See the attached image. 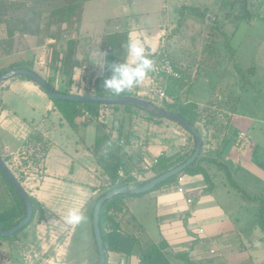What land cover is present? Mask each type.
Returning a JSON list of instances; mask_svg holds the SVG:
<instances>
[{"label": "rangeland", "instance_id": "obj_1", "mask_svg": "<svg viewBox=\"0 0 264 264\" xmlns=\"http://www.w3.org/2000/svg\"><path fill=\"white\" fill-rule=\"evenodd\" d=\"M63 1L73 2L75 0ZM76 1L84 2L83 10L78 18L70 25H63L58 30H56V27H53L52 32L61 33L63 41L73 37L78 41L75 55L77 54V61L80 62L81 67L77 66V73L73 68V77L75 80L79 79L77 82L75 81V83L79 86L80 92H84L85 88L88 86L86 82L80 78V76H82L80 75L81 72L89 68L95 70L97 76L101 74V69L93 62L97 58L99 52L103 53V37H107L114 33H120L127 29H131V31L134 32L137 27L144 29L142 30V34L149 38L161 31V33L164 32L163 35H161L156 52L163 50V54L170 58V62L174 67L177 66L180 68V70L176 71L179 76H181L180 72L181 68H183L181 67L182 65L188 69L189 75H185L187 78L183 79L185 86L191 78L197 77V79L193 81L194 84L192 86V92L195 94L196 98L199 97L200 90L198 87L200 86L206 85L213 90H216L218 86L220 87L223 82L221 79L222 77H220L222 68H224V76L227 77V74L229 75V84L226 86L228 89L225 87L226 93L223 91L221 94L224 97L232 95L231 83H233L234 92L235 94L237 93L238 98H240L239 102L234 106V110L238 116L241 117V115H246L252 117L255 122L253 127L247 125L244 128H238L236 125L232 127V131L242 130L247 136H245V139L242 141V145L244 144L245 146L235 148V150L239 149L238 153L234 151L231 155L233 160L239 159V168L236 170L229 163V167L231 168L230 171H232L231 174L234 178V182L241 187L248 196L259 197V195H264V167L259 166L261 168L257 167L258 169H254L255 167L251 165H248V167L246 159L249 158L250 148H245L246 145L250 144L249 138L251 137H254L257 143L264 147V0H248L252 7L250 9L251 12L257 13L258 11L261 13L260 17L253 16V19L249 23L244 21L240 23H230L224 20V12L220 10V6H222L221 3H229L233 0ZM61 5V0H52L48 4H41V7L39 6L38 9L46 11ZM184 6L187 8H198L200 12L206 11L207 16L204 18L201 16L200 12V15L197 16L186 11L180 29L172 35V37L167 38L170 29L175 26L174 20L176 19L177 9L183 8ZM255 9L257 10L255 11ZM208 17L210 18V22L212 19L217 20L218 24L222 27V33L216 29L213 30L212 25L208 21ZM70 30H72V32H70ZM134 36L136 35H131V39H136ZM5 39L4 25H0V44ZM152 42L155 43V41ZM28 45H34V41L28 40L25 42L24 40L19 43L17 42L12 49L25 50ZM0 50L1 57L2 51H6L7 48L3 47L0 48ZM36 50L38 51V56L35 58L37 66L42 68L43 66L41 65L49 60L51 48L47 45H43L34 49L35 52H37ZM0 59V64L2 65L5 62L15 61L16 57L7 55ZM235 66L240 67L242 70H248L252 66H254L255 69H250L248 71L251 74L245 72V77L240 79L238 74L234 73ZM195 67H200L199 75L195 72ZM205 67H210V69ZM148 77L151 79L152 75L149 74ZM80 80L84 82L82 86ZM170 80L173 79L170 78ZM145 81H148V79L146 78ZM74 90L77 91L76 88H74ZM1 92L2 91H0V97ZM79 94L82 95V93ZM200 94H203L202 90ZM216 94H218V91ZM153 96L152 104L155 106L159 107L162 105L161 103H165L159 100L157 95ZM201 96V99L205 98V94ZM27 97L32 101L31 104H38L37 98ZM23 98L28 100L26 97ZM8 106L13 107V109H10L14 111V115L17 118L14 123L7 126L5 129L6 132L2 135L12 142L15 140L18 142L25 139L23 137L24 134L31 132L33 127H38L42 131L47 132L55 145V149L50 152L49 157L50 171L56 170L60 166L64 168L63 160L65 156H74L77 158L80 163L78 166H91V161L85 158L84 155L80 158V154L84 149L88 150L90 145L94 142L96 130L92 123H88L86 126L79 125L76 128H71L65 123L64 126H59V118L57 115H50V120H48L46 115L45 117L42 116L45 112H41L37 109L32 110L29 105L24 104L22 101L11 98ZM102 111V119L106 118L107 125L113 129L117 128V121H119L121 115L124 113L120 111L119 114L116 113L115 115L111 108H105ZM140 112L139 114L141 115L143 112L147 114L144 110H140ZM116 116L118 118L117 120L114 119ZM125 119L127 120L126 125L128 124V127H126L128 129L134 125L136 126L135 128L140 131L145 129V122L140 120L145 119L144 117L138 116L134 118L132 121L133 125L127 114L125 115ZM163 121L176 125L175 122L166 118H163L160 122ZM243 122L245 123V121ZM53 125L56 129H54ZM143 131L145 133L146 130ZM187 134L190 133L187 132ZM153 135L154 134H152V136ZM231 137H233L232 134ZM229 139L224 149L231 147L232 140ZM262 150H264V148ZM77 161L69 158L68 166L65 167V169L67 168L69 170L72 167L76 169L78 167ZM262 161H264V151ZM97 164L94 163V167L97 169L96 176L98 177L100 173L98 171L99 164ZM43 170V162H41L33 166V168L30 169V173L32 175H37L36 180H38L43 176ZM17 176L20 177L18 174ZM0 179L7 187L8 192H10L11 190L1 175ZM20 179L22 180V184L25 185L24 189L26 188L25 191L27 193H31L33 190H39L40 192L39 187L43 185L39 183L41 180L30 183V181L25 178L20 177ZM103 185H105L104 180L102 181L99 179L94 183L93 187L88 185L86 190L83 189L85 186L82 189L81 186H79V189H81L79 191L82 193L91 192L90 202H92V200L100 194L99 190ZM76 191L77 190L72 188V186L53 184L49 185V189L47 191H42V193L45 195V198L46 196L49 198L50 193L58 192H65L68 197H77ZM5 193V190H3V192L0 191V211L2 212L10 208L13 202L12 197L8 199ZM234 197L236 203L223 199L225 201L222 202V205L231 215L240 220V236H247V241H245L247 247L245 250L242 249V253H246V260L241 264H264V234L261 233L254 222L256 207L252 204L249 205L241 194L235 192ZM64 200L66 199L62 201L51 199L41 201L42 209L45 212L44 219L38 220L35 218L27 228L16 234L17 240L15 239V241H17L16 244H19V246L9 245L14 244V241L11 243H4L6 244L5 249H0V264H96L97 251L92 233L90 216L87 214V217L85 214V222L78 226L68 225L65 222V217L68 212L72 209H81L83 211L84 208H81L80 201L76 203V201ZM144 210V218H141V222L145 225L148 234L153 236L152 213L147 207H144ZM140 242V244H136L133 248L131 256L135 257L138 254L140 245H150L144 244L143 237L140 238ZM27 244H32L34 247ZM18 251H22V256L20 254L18 255Z\"/></svg>", "mask_w": 264, "mask_h": 264}, {"label": "crops", "instance_id": "obj_2", "mask_svg": "<svg viewBox=\"0 0 264 264\" xmlns=\"http://www.w3.org/2000/svg\"><path fill=\"white\" fill-rule=\"evenodd\" d=\"M127 30L129 31V39H131V35H136L134 37H136V39H139L143 43L144 47L146 48L147 54L156 53L159 40L161 39V35H163L164 33H161V31L153 37L149 38L146 37V35L142 34V30L144 29H142L141 27H137L136 31L134 32L131 31V29ZM152 41H155V43ZM8 50L10 49L7 48L6 51H2V55L0 58H3L7 55L14 56L16 57V59L27 57L26 53L24 52L26 49L18 50L15 53L14 49L11 53ZM35 53L37 57L38 51ZM36 67L37 69L41 68L37 66V61ZM181 67H183L181 68L182 77L187 78L185 77V75H189L188 69L183 65ZM205 68L210 69V67ZM76 69L77 66L74 67V70L77 73L78 69ZM195 69V72L199 75L200 67H195ZM234 73H236L235 67ZM82 74L83 72L80 73V75ZM228 76V74L227 77L224 76V68H222L220 77H222L221 79L223 82L221 83L220 87L218 86L216 90H213L206 85L200 86L198 87L200 90L198 98H196L195 94L192 92V86L194 84L193 81H195L197 77L191 78V80L184 87L188 91L186 90L187 95L185 96L183 101H191L195 103L198 107L199 112H201L203 115V122L201 124H206L205 127H202L201 124L198 125V127L201 132L202 139H206L203 153H206V151H209L210 153L202 155L201 160H203V164L206 163V161L211 160L209 163L211 165L209 169V176L211 177V181L213 184L212 188L208 186L202 175L188 174L181 177L183 180L180 184H178L176 180L170 185L160 187L140 197L127 198L124 201L126 209L125 212L120 215L121 229L124 232L134 236L137 239L136 244L141 243V237H143L144 244L157 243L159 240L163 239L168 244L167 252L172 264H182V262L175 257L178 255H187L190 261L199 264H241L246 260V253H242V249L245 250L247 247V244H245V241H247V236H240V220L237 219V217L231 215L222 205V202L225 201L223 199L236 203L234 201L235 191L228 184L222 166H224L232 176V171H230L231 168L229 167V163L234 167V169L237 170L239 168L240 161H238L239 159L233 160L231 158V155L234 151L238 153L239 149L235 150V148L245 146L244 144L242 145V141L245 139V136H247L246 133H244V131L242 130L232 131V127L234 125L238 126V128H244L246 125L253 127L255 125V122L252 117H248L246 115H241V117L238 116L236 111L234 110V106L237 102H239L240 98H238V94H235L234 92L233 83H231L232 95H227L226 97H224L221 94V92L223 91L226 93L225 87L229 84ZM80 78L82 77L80 76ZM147 79L148 81H144L142 84L137 86V95L142 98L148 99L149 102L152 103L154 97L153 95H156L155 89L157 87H161L163 89L166 83L165 79L167 78L159 77L158 79L153 80L152 78L150 79L148 77ZM73 80L77 82L79 79L75 80L73 77ZM83 83L84 82L80 80V84ZM226 89H228V87H226ZM201 90L203 91V94H205L204 99H201V95H203L200 94ZM1 91L0 156L3 161L6 157H8L7 163L5 162L7 167L9 168L12 158L23 149V145L27 136L31 134L32 131L41 132L50 143V148L43 162V176L36 180L37 175L31 174L28 178H26V180H29L30 183H32L33 181L38 182L39 180H41V182L39 183H42L43 185L39 187L40 192L39 190H33L31 193H28V195L36 199L40 204L41 201H45V199L59 201L66 199L76 201V203L80 201L81 208H84V214H88L91 219V213L93 209L92 202H90L91 192L82 193L79 190H81L84 186L85 187L83 189L86 190L88 185L90 187H93L94 183H96L99 179H101L102 181L104 180V182L107 180L106 176L103 174L101 167L99 166L100 164L97 162L96 157L90 150V147L93 146L95 139L94 142L90 145L89 149L85 150L83 147L84 150L80 154V158L82 157V155H84L85 158H88L91 161L92 164L90 167H85L83 165L78 166V164L80 163L77 158H75L74 156H65L63 160V164L65 167L68 166L69 158L75 161L78 160V167L76 169L72 167L68 170L67 168L65 169V167L62 168V166H60L58 167V169L50 171L49 157L50 152L55 149V145L51 141L50 136L47 132L42 131L38 127H33L31 132L24 134L23 137L25 139H22L21 141L17 140L18 142H16V140L12 142L2 135L6 132L5 129L7 128V126L14 123L15 119L17 118L15 117V113L12 110L13 107L8 106V103L11 98H14L15 100L22 101L24 104L29 105L32 110L37 109L41 112H45L42 116L45 117L46 115V117H48V120H50V115H57V117L59 118V126H64L65 122L61 119L60 114L55 111L52 102L48 99L46 94L30 81L22 80L19 78H12L11 80H7L3 83V88L1 89ZM186 91H184L183 94H185ZM217 91L218 94H216ZM206 94L208 98L206 97ZM27 96H30L31 98H37L38 104H31L32 101ZM23 97L28 98V100H25ZM120 111L121 110H119L118 112H114L112 109V112H114L115 115L116 113L119 114ZM114 119L117 120V116ZM120 119H123L124 136L120 138L115 136L116 139L109 138V143L105 148L110 150L114 141L116 142L117 139L118 141L122 140L123 143L120 145H123L125 147L127 156L131 160V174L136 173V168H141L143 166H152L156 158L160 155L171 157L178 153L183 154L189 151L192 147V144L190 142L191 140L187 132L181 130L178 126L172 123L164 121L154 122L140 119L143 120L146 124L145 129H143L146 130L144 133L143 130L140 131L139 129L135 128V125L128 129V124L126 125L127 120L125 119L124 114L121 115ZM133 119L134 118H132L130 121L132 122ZM243 121H245V123ZM87 124L88 123H85L84 120L79 119L76 127H78L79 125L86 126ZM53 127L54 129H56L54 125ZM240 133H242L244 137L239 141L238 135ZM152 134L154 135L152 136ZM231 134L233 135V137H231ZM228 139L232 140L231 147H229L228 149H224L227 146ZM249 142L250 144L246 145L245 147L250 148L249 158L246 159L247 166L251 165L252 167H255L254 169L261 168L259 166L264 167V161H262L264 151L262 149L264 147L260 146V144L257 143L254 137L249 138ZM94 163L99 164H97L99 167L98 171L100 173V176L98 177L96 176L97 169H95ZM150 177V173H147L145 175V179H150ZM136 180L141 181L144 180V178L138 177ZM53 184L72 186V188H75L77 190V197H68L65 192H58L50 193V197L48 198V196H46L45 198V195L42 193V191H47L49 189V185ZM79 186H81V189H79ZM178 186H181L182 192H179L177 190ZM24 187L25 185L23 186V188ZM3 190H5L6 192V197L10 199V197L12 196L8 192L5 184L0 179V191L3 192ZM188 201H190V203ZM144 207H147L148 210L152 213L151 216L154 229L152 232L153 236H150L148 234L145 225L143 224V222H141V218H144ZM1 212L2 211H0V213ZM43 215L45 217V212ZM200 230H202V232H200ZM16 242L17 241H14V244L9 245L19 246V244H16ZM4 243L6 242H2L0 244V249H5L6 244ZM29 246L32 247L33 245L31 244ZM145 247H147V245H140V248ZM211 251H214V253L212 254ZM19 254L22 256V251H18V255ZM137 255L135 257H126L115 253H108L106 264H138L139 261Z\"/></svg>", "mask_w": 264, "mask_h": 264}, {"label": "trees", "instance_id": "obj_3", "mask_svg": "<svg viewBox=\"0 0 264 264\" xmlns=\"http://www.w3.org/2000/svg\"><path fill=\"white\" fill-rule=\"evenodd\" d=\"M51 1L52 0H0V24L4 25L6 34V39L0 44L1 48H9L10 50L8 51L11 53L13 52L12 47L17 42L19 43L24 40L25 42L28 40L34 41V45H28L27 49L24 51L27 57L15 59V61L12 62H5L2 65L0 64V74L14 68H24L37 73L39 76L43 77L52 88L63 94L80 95L79 93H82V95L104 96L112 98H138L149 101L148 99L141 98L137 95V86L131 91L125 92L118 96L107 92L105 89H103L102 85L103 80L109 75V73L107 71L101 70L100 76H97L96 71L89 68L84 70L81 76V79L86 82L88 88L86 87L84 92H80L79 86L73 80V68L76 66L81 67L80 62L77 61L75 55L78 41L74 37L63 41L62 34L52 32V28L56 27V30H58L61 26L68 24L70 25L73 21H75V19L78 18L83 10L84 2L76 0L73 2H67L61 0L62 5L59 7L50 8L46 11H41L38 9L39 6L41 7V4H48ZM249 4L250 2L248 0H233L229 3L222 2L220 10L224 12V20L230 23H240L243 21L249 23L253 19V16L260 17V12L257 11V13H252L250 11L252 7L250 4L249 8ZM256 10L257 9H255V11ZM186 11H189V13L197 16L201 14V16L204 18L207 16L206 11L200 12L198 8H187L184 6L182 10L177 9L175 26L174 28L170 29L167 38L172 37V35H174L180 29L184 21V13ZM210 24L212 25L213 30L216 29L221 33L223 32L222 27L218 24L216 19H212ZM70 32H72V30H70ZM128 40V30L103 37V53H107L106 59L108 61H119L124 59L126 53L122 45L126 44ZM43 45H47L49 48H51V52L49 55V60L45 63V65L42 68L37 69L35 59L36 54L34 49ZM17 51L18 50H15L14 53ZM148 55L153 60V62L162 58H166L170 61V58L163 54V50H159L156 53ZM172 66L174 67L173 64ZM174 69L176 71L180 70V68L177 66H175ZM250 69L254 70L255 67L252 66ZM250 69L242 70L240 67L235 66L236 74H238L240 79H243L245 77L244 73L248 72ZM180 75L181 76L178 79L170 80V78H167L163 87L165 94L171 97L173 102L171 104L161 103V106L156 107L166 112L180 116L186 120L191 127L197 129L201 134L198 125L203 122V115L201 112H199L195 103L191 101H183L188 90L184 88V78L182 77V74ZM15 78L30 81L39 87V89L44 92L48 99L52 102L55 111L60 114L61 119L69 127L76 128L78 120L81 119L85 114L88 116L85 123H92L95 126L97 136L93 146L90 147V150L97 158V162L100 164L103 174L106 176L107 180L104 182L105 185H103L99 190L100 194H98V196L92 200V206L102 193L123 186H139L149 179H145V175L147 173L151 174L150 178L159 176L182 163L187 157L190 156L193 151L194 137L191 134H188L192 144V147L189 151L183 154L178 153L171 157L160 155L156 158V164H154L149 170L136 168L135 171L137 177L144 178V180L141 181L136 180L137 177H133L130 171L131 160L127 156L125 147L118 144V139L116 142H113V147L110 150L105 148L109 143V137L103 133L104 126L99 124L103 116L102 110L105 108H111L114 112L121 110L125 115L127 114L130 119L141 116L144 117L145 120L154 122H160L163 119L162 117L149 112H147V114L143 112L141 115L139 113H141L140 110L142 109L132 105L77 103L62 100L51 96L29 77L18 76ZM2 88L3 84L0 85V91ZM74 88H76L77 91L74 90ZM184 91H186L185 94H183ZM117 122L118 126L115 128V135L120 138L124 136L123 119H119ZM201 125L202 127L206 126L205 123ZM176 126L187 132L179 124L176 123ZM205 143L206 139L204 138L202 139V148L199 157L193 164H191L186 170L181 171L177 175L160 183L151 191L166 185H170L174 183L179 177L188 174L202 175L208 186L212 188L213 184L211 177L209 176V169L211 166L209 163L211 160L206 161L207 164H203V160H201L202 155L210 153L209 151L203 153ZM23 148L24 155L26 156V159L22 160L23 164L30 163L32 166H35L41 162H44L45 156L50 148V143L41 132L34 131L27 136V140L24 143ZM7 161L8 157L4 159V162L7 163ZM222 168L230 187L237 194H241V196H243L249 205H255L256 214L254 222L256 227L261 231L262 234H264V195H259V197L248 196L246 192L234 182V178L229 174L227 169L224 166H222ZM120 170L123 171L124 176L119 178L118 173ZM0 175L11 190L9 193L13 199L11 207L0 213V230H7L17 224L25 216L26 210L19 195L14 191L12 186L5 179L1 172ZM17 180L23 187L20 177H17ZM28 196L32 205L33 214L30 222L21 230L27 228L35 218L41 220L44 217V211L41 204L30 195ZM140 196L142 195H118L107 200L101 207L99 213V227L102 245L105 251V264L107 262L108 253H115L126 257L131 256L133 248L137 243V239L121 229L120 215L125 212L126 208L124 201L127 198ZM16 234L9 238H0V244L2 242L11 243L15 241ZM167 251L168 244L163 239L159 240L157 243L150 244L145 248H140L137 255L139 261L138 264H172ZM175 257L180 260L182 264H199L190 261L187 255H178Z\"/></svg>", "mask_w": 264, "mask_h": 264}, {"label": "water", "instance_id": "obj_4", "mask_svg": "<svg viewBox=\"0 0 264 264\" xmlns=\"http://www.w3.org/2000/svg\"><path fill=\"white\" fill-rule=\"evenodd\" d=\"M182 10V8H180ZM208 21L210 22V18L208 17ZM18 76H26L31 78L36 84L41 86L47 93L55 98H59L66 101H72L77 103H100V104H110V105H132L138 107L146 112L153 113L162 118H166L174 121L183 127L187 132H189L194 137V148L189 157H187L182 163L177 165L176 167L168 170L167 172L150 178L143 184L139 186H123L115 189L108 190L102 193L97 200L95 201L91 213V225H92V233L94 237V242L97 251L98 261L97 264H105V251L102 245V239L100 234L99 227V213L103 204L118 195H144L150 192L153 188H155L160 183L168 180L169 178L177 175L181 171L186 170L191 164H193L196 159L199 157L201 148H202V138L201 134L197 129L191 127L189 123L176 114H172L166 112L149 101L138 99V98H112V97H104V96H93V95H68L63 94L52 88L47 81L39 76L37 73L30 71L24 68H14L8 70L2 74H0V85H2L5 81L15 78ZM0 172L3 174L5 179L12 186L14 191L21 198L24 206H25V216L13 227L7 230H0V238H9L24 228L31 220L33 209L29 199V196L25 189L21 186L17 178L11 172V170L7 167L5 162L0 156Z\"/></svg>", "mask_w": 264, "mask_h": 264}, {"label": "clouds", "instance_id": "obj_5", "mask_svg": "<svg viewBox=\"0 0 264 264\" xmlns=\"http://www.w3.org/2000/svg\"><path fill=\"white\" fill-rule=\"evenodd\" d=\"M122 47L126 53L124 59L108 61L107 53L99 52L93 62L102 71L109 73L103 80V89L117 96L142 84L154 71L153 60L139 39H129ZM85 220L86 216L81 209H72L65 217V222L71 226H78Z\"/></svg>", "mask_w": 264, "mask_h": 264}, {"label": "built area", "instance_id": "obj_6", "mask_svg": "<svg viewBox=\"0 0 264 264\" xmlns=\"http://www.w3.org/2000/svg\"><path fill=\"white\" fill-rule=\"evenodd\" d=\"M153 64H154V71L150 73L152 75L153 80H156L159 77H166V78H172V79H178L180 77L178 75V73L176 72V70H174L171 62L166 58H162L158 61H155V62H153ZM44 65H45V63L42 64L41 66H44ZM81 86H82V84H81ZM155 90H156V95L158 96L159 100L164 101L167 104H171L173 102V99L168 97L161 87H157ZM87 117H88L87 114H85L81 119L86 121ZM103 119H101L99 124L104 126V128H103L104 134L106 136H108L109 138L116 139L115 138V136H116L115 135V129H113L109 125H107L106 118H103ZM243 137H244V135L242 133H240L238 135V140L240 141L241 139H243ZM26 140H27V138L25 139V142H26ZM122 143H123L122 140L118 141L119 145ZM143 151H144V149H143ZM24 159H26V156L24 155V148H23L11 160V163L9 165V169L11 170V172L14 174V176L16 178L18 177L17 174L20 175V177L25 178V179L31 175L30 169L33 168V166L30 163L23 164L22 160H24ZM154 164H156V160L154 161L153 165ZM152 166H150V167L149 166H143L142 169L143 170H149ZM123 176H124V173L122 170H120L118 173V177L120 178ZM132 176L137 177V174L132 173ZM182 180L183 179L181 177H179L177 179V183L180 184L182 182ZM177 190L179 192H182L181 186H178ZM93 194H94V192H93ZM188 202L190 203V201H188ZM200 232H202V230H200ZM211 253L213 254L214 251H211Z\"/></svg>", "mask_w": 264, "mask_h": 264}]
</instances>
